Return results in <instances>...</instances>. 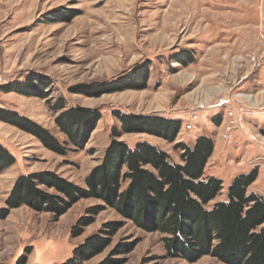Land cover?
<instances>
[{
	"label": "rangeland",
	"instance_id": "obj_1",
	"mask_svg": "<svg viewBox=\"0 0 264 264\" xmlns=\"http://www.w3.org/2000/svg\"><path fill=\"white\" fill-rule=\"evenodd\" d=\"M224 98L246 110L229 139V119L216 107ZM71 109L99 116L82 147L57 123ZM194 112L199 119L188 130ZM11 113L50 131L65 152ZM117 113L177 119L181 128L174 142L127 132ZM212 134L217 145L205 172L223 179L224 189L208 206L253 170L259 174L249 191L264 195V0H0V142L15 158L0 171V264H62L95 233L110 243L79 264H228L211 254L170 256L168 234L146 230L101 199L82 198L62 213L6 204L21 175L52 171L85 186L113 139L131 146L146 140L180 161L177 143ZM98 205L104 209L75 234L78 218ZM109 222L119 224L113 235L103 231ZM120 243L133 247L118 252Z\"/></svg>",
	"mask_w": 264,
	"mask_h": 264
},
{
	"label": "trees",
	"instance_id": "obj_2",
	"mask_svg": "<svg viewBox=\"0 0 264 264\" xmlns=\"http://www.w3.org/2000/svg\"><path fill=\"white\" fill-rule=\"evenodd\" d=\"M4 88L14 90L13 85ZM35 93L43 94L42 91ZM117 114L124 131L140 129L170 142L176 141L181 128V121L177 119ZM11 115L17 119V125L27 124L29 131L48 147L65 152L64 145L50 131L26 117ZM98 120L99 116L71 109L63 112L57 123L72 144L82 147ZM215 120L220 124V117ZM118 136L115 132L114 137ZM214 145L213 137L206 135L192 145L177 143L175 148L181 154L180 161H175L167 151L149 141L131 146L113 139L102 162L86 177L85 186L52 171L21 175L6 204L8 208L28 204L40 211L62 213L82 198H97L146 230L168 234L165 240L170 256L195 261L211 254L228 264H264V195L249 191L258 170L236 176L224 199L208 206L224 189L223 179L205 172ZM14 161L13 154L0 142V171ZM41 184L54 188L57 193L40 188ZM103 209V205L91 207L88 214L78 218L73 232L81 234L93 222L92 216ZM7 213L5 210L1 216ZM118 227L117 222H109L103 231L113 235ZM109 243L107 236L92 234L75 249L74 258L62 264H79V258L96 255ZM132 247L133 243H120L116 251Z\"/></svg>",
	"mask_w": 264,
	"mask_h": 264
},
{
	"label": "built area",
	"instance_id": "obj_3",
	"mask_svg": "<svg viewBox=\"0 0 264 264\" xmlns=\"http://www.w3.org/2000/svg\"><path fill=\"white\" fill-rule=\"evenodd\" d=\"M217 108H221V111L225 113V116L228 117L229 122L226 124L223 135L225 139H229L231 133L238 128L240 123V117L243 114H246V110L244 107L236 108L234 105L231 104L230 99H221L217 103ZM216 108V109H217ZM199 119V115L197 113H192L190 119L186 121V129L192 130L194 129L193 121Z\"/></svg>",
	"mask_w": 264,
	"mask_h": 264
},
{
	"label": "crops",
	"instance_id": "obj_4",
	"mask_svg": "<svg viewBox=\"0 0 264 264\" xmlns=\"http://www.w3.org/2000/svg\"><path fill=\"white\" fill-rule=\"evenodd\" d=\"M221 116H222V114H220ZM216 121V120H215ZM216 123L218 124V122L216 121ZM204 127H207V125H204ZM207 136V135H206ZM211 137H214V135L212 134L211 135ZM214 139V138H213ZM217 141H215V147H216V145H217V143H216Z\"/></svg>",
	"mask_w": 264,
	"mask_h": 264
}]
</instances>
